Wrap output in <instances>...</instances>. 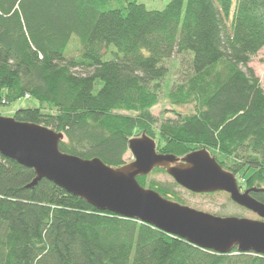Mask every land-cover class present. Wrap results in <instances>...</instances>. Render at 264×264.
Masks as SVG:
<instances>
[{
  "label": "trees",
  "instance_id": "obj_1",
  "mask_svg": "<svg viewBox=\"0 0 264 264\" xmlns=\"http://www.w3.org/2000/svg\"><path fill=\"white\" fill-rule=\"evenodd\" d=\"M261 49L264 0H170L162 10L0 0V109L33 100L12 118L62 133V153L112 168L127 164L128 142L142 133L159 154L205 149L239 188L261 190L250 195L264 205V89L248 67ZM173 56L189 59V76L168 101L193 110L156 127L151 109ZM34 178L0 156V264H264V255L216 254L100 212L45 179L30 186ZM137 182L181 203L175 183Z\"/></svg>",
  "mask_w": 264,
  "mask_h": 264
},
{
  "label": "water",
  "instance_id": "obj_2",
  "mask_svg": "<svg viewBox=\"0 0 264 264\" xmlns=\"http://www.w3.org/2000/svg\"><path fill=\"white\" fill-rule=\"evenodd\" d=\"M64 135L41 125L0 116V156L34 171L30 186L45 179L100 212L136 220L183 239L206 251L225 255H264V205L241 192L237 179L223 170L205 149L182 158L156 152L153 139L142 133L128 142L132 162L112 168L100 159H82L62 153ZM155 169L192 194L225 193L229 200L258 220L215 216L183 206L143 188L138 177Z\"/></svg>",
  "mask_w": 264,
  "mask_h": 264
},
{
  "label": "rangeland",
  "instance_id": "obj_3",
  "mask_svg": "<svg viewBox=\"0 0 264 264\" xmlns=\"http://www.w3.org/2000/svg\"><path fill=\"white\" fill-rule=\"evenodd\" d=\"M137 3L142 4L148 10H162L170 2V0H136ZM74 39V38H73ZM72 55H76L75 48H72ZM186 57L173 56L166 61L165 66L168 69V76L162 82V90L159 95L158 103L151 109L152 116L157 120L156 127L167 120L176 121L178 117L176 112L185 115L192 112L190 106H172L167 98L169 89L175 88L182 84L189 76V62ZM248 67L251 68L255 76L259 79L262 88L264 89V49H261L250 61ZM99 88L100 83H97ZM36 104L33 100L22 99L8 107L0 109V114L5 118H12L13 113L19 109H34ZM137 137V136H136ZM125 162L128 164L132 162V155L128 152L124 156ZM148 180H154L159 183H174L173 180L166 173L150 174L146 176ZM239 181V180H238ZM240 182V181H239ZM238 184V182H237ZM241 192L245 190L239 188ZM180 199L181 205L195 209L197 211L205 212L215 216H235L251 220H258L252 213L239 208L231 203L229 197L225 193H215L211 196L209 194H192L183 188L175 189ZM173 202V201H172Z\"/></svg>",
  "mask_w": 264,
  "mask_h": 264
},
{
  "label": "built area",
  "instance_id": "obj_4",
  "mask_svg": "<svg viewBox=\"0 0 264 264\" xmlns=\"http://www.w3.org/2000/svg\"><path fill=\"white\" fill-rule=\"evenodd\" d=\"M26 98H28V97L26 96Z\"/></svg>",
  "mask_w": 264,
  "mask_h": 264
}]
</instances>
